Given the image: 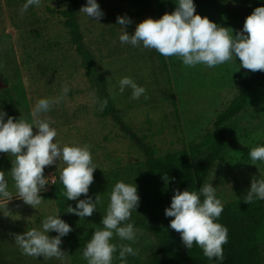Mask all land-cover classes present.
Instances as JSON below:
<instances>
[{
  "label": "rangeland",
  "instance_id": "rangeland-1",
  "mask_svg": "<svg viewBox=\"0 0 264 264\" xmlns=\"http://www.w3.org/2000/svg\"><path fill=\"white\" fill-rule=\"evenodd\" d=\"M176 0H97L104 12L99 22L79 13L86 0H78L76 17L83 41L95 57L100 72L106 77L108 91L123 122L143 141L155 149L158 155L177 153L183 160L190 157V146L213 128L218 113L241 87L248 74L238 68L235 59L209 68L197 65L189 68L177 57H165L162 66L158 52L142 45L132 47L119 41L118 15L132 20L127 25L131 34L135 24L146 17L159 18L171 13ZM195 11L207 16L220 26L236 31L242 29L245 17L259 6L255 0H193ZM25 0H0V77L8 85L17 103L22 119L32 123L34 119L50 121L55 128L56 142L90 146L92 162L97 167L88 196L100 199L92 216L80 219L67 212L75 207L68 200L59 181L62 164L46 167L44 175L54 184L39 193L42 203L35 209L13 196L8 202L0 199V264H87L83 249L95 229L102 227L109 193L117 181L137 186L139 206L132 211L129 223L143 219L152 221L164 217V209L170 203L169 185L153 181L144 173L145 155L136 139L122 130L110 117H103L92 102L95 87L86 76L81 58L70 40L64 18L58 10L65 9L69 0H42L40 7H30L21 14ZM124 76L133 78L146 89L139 99L131 98V90H118V81ZM67 86V97L52 106L51 110L33 117L32 110L41 98L57 97ZM4 89V88H3ZM2 89H0L1 91ZM96 96V95H95ZM145 96L147 98H145ZM0 109L10 111L0 99ZM7 119V117H5ZM229 139L251 149L264 145V102L254 103L225 124ZM37 129L33 127V133ZM7 153H0V157ZM15 158L12 157V161ZM240 151L226 150L224 157L211 168L206 183L210 182L221 203L244 196L253 178L264 179V162L251 164ZM11 165L2 170L9 184V191L16 195L10 176ZM82 195L80 199H84ZM59 210L60 218L72 231L62 237L61 249L67 254L64 260L30 257L22 254L15 244L13 234L31 228L40 229L43 219ZM138 231L134 244L114 236L117 245L112 264H122L118 258L119 246L131 244L138 255L128 256L127 264H141L159 251L154 236L133 224ZM49 237L55 232H49ZM264 264V245L261 246ZM189 264H215L204 255Z\"/></svg>",
  "mask_w": 264,
  "mask_h": 264
},
{
  "label": "clouds",
  "instance_id": "clouds-1",
  "mask_svg": "<svg viewBox=\"0 0 264 264\" xmlns=\"http://www.w3.org/2000/svg\"><path fill=\"white\" fill-rule=\"evenodd\" d=\"M41 2L25 0L20 9L21 14L30 7H40ZM228 2L234 4L235 0ZM175 4L171 13L165 12L157 19L146 17L136 23L131 34L126 26L132 20L126 15H118L116 24L120 26V43L132 47L142 45L164 57H177L189 68L197 65L214 68L238 58L239 66L244 69L264 72V6L255 7L245 17L242 29L233 35L232 29L198 14L193 0H176ZM79 13L97 22L104 15L97 0H86ZM126 88L131 90L132 99H139L146 93V89L129 76L118 81L120 93ZM68 92L69 88L65 86L57 97L39 99L33 107V117L49 112L53 105L67 97ZM92 102L97 105L98 111H103L108 104L107 99L101 100L95 94L92 95ZM50 123L41 119L28 123L23 119H14L0 109V153H8L15 158L11 161L10 176L16 189V195H12L5 173L0 171V199L8 202L15 196L36 209L43 200L39 193L45 191L47 185L55 183L49 182L44 169L59 161L62 164L59 181L64 187V194L68 200L75 201V207L69 205L67 212L80 219L90 217L100 203L97 195L94 200L88 196L94 180L93 172L97 168L92 162L90 146L56 142L57 131ZM33 127L37 129L35 134ZM249 159L253 165L257 161L264 162V145L252 147ZM82 195L84 199H80ZM243 200L247 204L264 200V179L253 178ZM139 202L134 183L117 181L112 186L106 213L101 219L102 227L94 230L82 252L87 264H112L113 255L117 252V245L112 242L114 236L131 244L136 242L138 231L133 223L127 221ZM222 211L223 204L216 196L215 187L208 182L198 191L174 189L170 206L164 209V215L171 218L168 227L179 233L187 249L196 245L206 258L223 264V245L228 243V229L217 222ZM59 213L57 210L46 216L40 229L31 228L13 234L14 242L22 254L64 260L67 252L60 247L61 238L67 236L72 227L60 218ZM49 232H55L56 235L49 237ZM131 244L119 246L118 258L122 264H127L128 256L138 255V249H134Z\"/></svg>",
  "mask_w": 264,
  "mask_h": 264
},
{
  "label": "trees",
  "instance_id": "trees-1",
  "mask_svg": "<svg viewBox=\"0 0 264 264\" xmlns=\"http://www.w3.org/2000/svg\"><path fill=\"white\" fill-rule=\"evenodd\" d=\"M255 1L259 6H264V0ZM77 7L78 0H69L68 6L58 10V13L64 18L63 24L81 58L86 76L95 87V95L101 100L108 101L107 107L100 111V115L110 117L122 130L136 139L145 155L144 173L149 179L169 185L172 195L174 189L198 191L206 183L211 168L224 157L226 150L240 151L249 159L250 149L232 142L224 126L248 106L264 102V72L257 71L244 78L237 93L216 116L212 130L190 146V157L187 161L183 162L177 153L158 155L153 147L136 138L123 122L109 94L107 79L100 72L95 57L83 41L76 17ZM158 56L160 63L165 67V57L159 53ZM235 62L238 68H243L239 66L238 58ZM0 99L10 111V116L22 119L20 109L9 88L0 91ZM12 157L8 153L0 157V171L11 165ZM244 196L223 203V211L217 221L228 229V243L223 245V264H263L261 246L264 245V200L247 204L243 200ZM170 219L164 216L152 221L143 219L133 221L135 226L154 236L159 248L156 255L141 264H189L196 257L203 256L202 250L196 245L190 250L183 245L179 233L168 227ZM214 263L217 264L216 261Z\"/></svg>",
  "mask_w": 264,
  "mask_h": 264
},
{
  "label": "water",
  "instance_id": "water-1",
  "mask_svg": "<svg viewBox=\"0 0 264 264\" xmlns=\"http://www.w3.org/2000/svg\"><path fill=\"white\" fill-rule=\"evenodd\" d=\"M8 85L4 82L3 78L0 77V89L6 88Z\"/></svg>",
  "mask_w": 264,
  "mask_h": 264
}]
</instances>
